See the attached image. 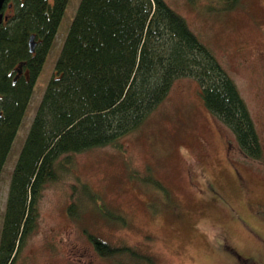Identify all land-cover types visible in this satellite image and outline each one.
Instances as JSON below:
<instances>
[{"label": "rangeland", "instance_id": "obj_1", "mask_svg": "<svg viewBox=\"0 0 264 264\" xmlns=\"http://www.w3.org/2000/svg\"><path fill=\"white\" fill-rule=\"evenodd\" d=\"M165 1L234 81L264 150V0ZM78 3L68 1L2 168L0 230L12 170ZM199 92L192 77L176 78L136 129L71 154L69 167L41 190L15 264H264V162L243 156ZM87 233L146 260L102 256Z\"/></svg>", "mask_w": 264, "mask_h": 264}, {"label": "trees", "instance_id": "obj_2", "mask_svg": "<svg viewBox=\"0 0 264 264\" xmlns=\"http://www.w3.org/2000/svg\"><path fill=\"white\" fill-rule=\"evenodd\" d=\"M68 1L8 0L3 5L0 175ZM179 77L198 83L205 107L229 128L243 156L264 162L255 122L234 81L165 0H79L12 170L0 264H15L34 226L41 190L69 167L71 154L114 143L136 129ZM148 182L162 188L156 180ZM89 190L83 185V193ZM67 211L74 215L73 205ZM102 216L112 217L109 211ZM114 218L124 223L123 215ZM87 237L102 256L146 260L129 246H111L91 233Z\"/></svg>", "mask_w": 264, "mask_h": 264}, {"label": "water", "instance_id": "obj_3", "mask_svg": "<svg viewBox=\"0 0 264 264\" xmlns=\"http://www.w3.org/2000/svg\"><path fill=\"white\" fill-rule=\"evenodd\" d=\"M6 1H8V0H0V23L5 18V16L2 13V8H3V5L5 4ZM28 46H29V51L33 52L34 51V47H35V41H34V36L33 35H31L29 37Z\"/></svg>", "mask_w": 264, "mask_h": 264}, {"label": "flooded vegetation", "instance_id": "obj_4", "mask_svg": "<svg viewBox=\"0 0 264 264\" xmlns=\"http://www.w3.org/2000/svg\"><path fill=\"white\" fill-rule=\"evenodd\" d=\"M231 252H232V256H233V254L235 255L236 254V256H237V259L236 260H239V261H241V260H243V261H246L247 259H244V258H242V256H241V254L240 253H237L235 250H233V249H231ZM235 256V257H236ZM234 257V256H233ZM250 262V261H249ZM245 264H249V263H245Z\"/></svg>", "mask_w": 264, "mask_h": 264}]
</instances>
